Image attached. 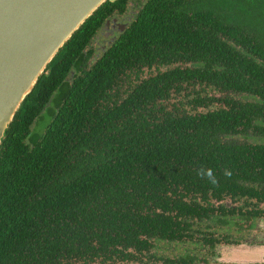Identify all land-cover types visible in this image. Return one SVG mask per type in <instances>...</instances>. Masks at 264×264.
Segmentation results:
<instances>
[{"label":"trees","instance_id":"trees-1","mask_svg":"<svg viewBox=\"0 0 264 264\" xmlns=\"http://www.w3.org/2000/svg\"><path fill=\"white\" fill-rule=\"evenodd\" d=\"M131 1L107 0L85 21L9 126L0 264H71L84 249L91 259L139 256L152 237H191L190 219L211 207L189 195L248 193L241 183L264 178V144L230 140L264 135V0H144L97 55L96 35ZM54 94L51 121L29 143ZM240 151L256 172L243 173Z\"/></svg>","mask_w":264,"mask_h":264},{"label":"flooded vegetation","instance_id":"flooded-vegetation-1","mask_svg":"<svg viewBox=\"0 0 264 264\" xmlns=\"http://www.w3.org/2000/svg\"><path fill=\"white\" fill-rule=\"evenodd\" d=\"M128 13L129 8L124 14L115 15L104 24L100 31L103 33L102 44L95 47L97 55L128 25L120 20L125 15L134 14ZM98 37L99 34L95 38ZM106 38H110L109 42L105 41ZM230 140L238 144L263 145L264 135L254 131L248 135L237 133L232 135ZM255 153L253 151L252 156ZM248 156H251L249 152H239V167L243 173H254L259 169L257 162L254 157L249 160ZM241 184L252 187L248 188V193L226 190L209 199L194 194L184 199L187 204H198L199 210L205 206L211 207L206 210V215L200 211L202 217L195 213V217L190 219L191 228L194 230L193 233L188 232L191 237H152L150 241L153 246L148 252L134 257V250L131 249L133 253L130 256L125 259L116 257L118 259L115 261L108 257L106 259L102 254L101 257L92 256L91 259L90 251L84 249V252L89 254L87 259L73 257L71 264H264V178L255 183ZM157 208L152 203L147 206L150 211H160ZM174 212L177 213L176 221H186L188 216L181 211ZM250 247L257 249V257L250 258Z\"/></svg>","mask_w":264,"mask_h":264},{"label":"water","instance_id":"water-1","mask_svg":"<svg viewBox=\"0 0 264 264\" xmlns=\"http://www.w3.org/2000/svg\"><path fill=\"white\" fill-rule=\"evenodd\" d=\"M106 1L0 0V147L48 64Z\"/></svg>","mask_w":264,"mask_h":264},{"label":"rangeland","instance_id":"rangeland-1","mask_svg":"<svg viewBox=\"0 0 264 264\" xmlns=\"http://www.w3.org/2000/svg\"><path fill=\"white\" fill-rule=\"evenodd\" d=\"M144 0H134L132 1V3L130 4L129 6V13H134L138 10V6H140V4L143 2ZM128 13V14H129ZM123 17V16H122ZM133 17H134V14L133 15H130V16H127L125 15L123 19H120V20H123L124 23H129L133 20ZM103 33L102 32H99V37L98 38H95V42H93V47H96L99 45L102 44V40H103ZM102 35V36H101ZM110 38H106V42H109ZM98 49V48H97ZM57 95L54 94L51 101L49 102L48 104V107L47 110H52V111H45L43 112L42 116H40L33 124L32 126V130H31V137L28 138V142L29 143H33V141H35L39 135L43 134L47 125L49 124V122L51 121V118H52V115H53V110L55 109V100L54 98L56 97Z\"/></svg>","mask_w":264,"mask_h":264},{"label":"clouds","instance_id":"clouds-1","mask_svg":"<svg viewBox=\"0 0 264 264\" xmlns=\"http://www.w3.org/2000/svg\"><path fill=\"white\" fill-rule=\"evenodd\" d=\"M197 175L201 178H206L210 184L215 185L217 183V178L211 168L201 167L197 170ZM224 175L230 176L231 172L226 169Z\"/></svg>","mask_w":264,"mask_h":264}]
</instances>
